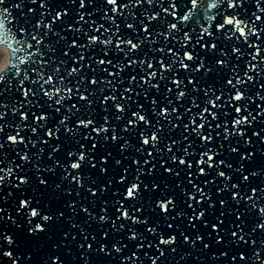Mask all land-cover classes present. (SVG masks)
I'll return each mask as SVG.
<instances>
[{"label":"snow or ice","instance_id":"6c2138e0","mask_svg":"<svg viewBox=\"0 0 264 264\" xmlns=\"http://www.w3.org/2000/svg\"><path fill=\"white\" fill-rule=\"evenodd\" d=\"M258 156L264 0H0V264H264Z\"/></svg>","mask_w":264,"mask_h":264},{"label":"water","instance_id":"95a60500","mask_svg":"<svg viewBox=\"0 0 264 264\" xmlns=\"http://www.w3.org/2000/svg\"><path fill=\"white\" fill-rule=\"evenodd\" d=\"M255 114V113H253ZM254 140V147H262L261 145H259V142L255 140V138H253ZM258 159L261 160V161H264V156H258ZM235 166V165H234ZM5 191L7 190H10L9 189H4ZM0 207H9L11 209V202L8 201V202H4V203H0ZM25 211V210H22V212ZM11 214L12 215H16L14 209L11 210ZM35 219V218H33ZM14 225H7V227H5L4 225L0 224V231H13L14 230ZM21 247H23V245H21ZM179 260V255H176L174 259H170L169 261H167V264H175V261H178ZM180 264H183V262H180Z\"/></svg>","mask_w":264,"mask_h":264}]
</instances>
